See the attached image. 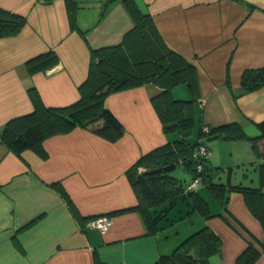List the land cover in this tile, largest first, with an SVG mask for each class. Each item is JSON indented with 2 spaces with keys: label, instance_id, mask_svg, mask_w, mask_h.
<instances>
[{
  "label": "crops",
  "instance_id": "obj_1",
  "mask_svg": "<svg viewBox=\"0 0 264 264\" xmlns=\"http://www.w3.org/2000/svg\"><path fill=\"white\" fill-rule=\"evenodd\" d=\"M133 2L151 16L166 45L195 67L201 123L237 122L248 137H258L264 86L244 93L241 76L264 68V0ZM0 8L26 19L19 34L0 39V132L33 111L30 88L46 107L77 102L89 48L117 45L133 26L122 0H0ZM46 53H54L57 63L29 73L26 63ZM160 92L149 84L107 97L106 107L125 129L115 143L76 128L44 140V158L33 149L17 155L0 144V264H153L203 225L222 240L221 254L210 264H235L246 244L220 218L204 220L194 212L148 234L139 213H114L137 205L127 169L171 141L152 104ZM259 144L264 149V139ZM244 152L251 159L252 151ZM208 204L212 214L222 209L215 201ZM227 208L256 239H264L242 194L232 193ZM94 216L112 219L106 233L85 226ZM254 264H264V255Z\"/></svg>",
  "mask_w": 264,
  "mask_h": 264
},
{
  "label": "trees",
  "instance_id": "obj_2",
  "mask_svg": "<svg viewBox=\"0 0 264 264\" xmlns=\"http://www.w3.org/2000/svg\"><path fill=\"white\" fill-rule=\"evenodd\" d=\"M49 2L50 0H44ZM133 19V26L123 35L119 44L98 49L89 48L90 62L86 80L79 86V99L74 104L62 107H46L34 88L28 90L33 111L6 123L0 132V144L20 155L33 149L45 157L42 143L47 138L70 133L76 128L83 129L107 142L115 143L125 133L122 124L108 110L105 101L108 96L143 85H154L161 90L152 99L154 109L162 123L166 135H177L179 140L155 148L142 155L125 175L137 199L133 208L116 211L123 213L135 211L140 214L148 234L162 230L166 223L173 224L196 212L204 220L220 218L246 244L245 250L236 259L235 264H254L264 255V239H256L227 208L232 193H240L245 204L264 230V153H259L258 145L264 139V121L257 124L260 135L248 137L237 123L220 126H206L200 123L197 140L188 139L194 126L196 97L174 100L172 89L185 85L191 92L197 87V72L193 65L170 49L149 14L143 13L133 0H122ZM74 16L70 14V23L74 27ZM26 24L23 16L0 8V39L13 37L20 33ZM57 63L54 53H46L26 63L28 72L33 74L45 71ZM264 86V68L246 70L241 76V88L249 93ZM204 128L207 131L204 132ZM214 140L248 142L255 149L262 162L257 168L259 185L256 188L241 184H217L205 180V168L210 157L201 160L195 155L199 145L210 152L208 142ZM169 164L181 165L191 176L198 180L203 191L221 206V211L212 214L207 199L196 188L188 190L190 182L172 177L169 173L149 174V171ZM200 164V171L196 166ZM198 184V185H199ZM202 191V192H203ZM71 210L74 205L60 189ZM203 193V194H204ZM178 202L186 205L185 210L177 211L172 217L169 213ZM98 216L89 217L86 221ZM164 221V222H163ZM163 222V223H162ZM28 223L24 228L28 227ZM221 238L208 226L203 225L179 242L169 253L160 254L153 264H210V258L220 256Z\"/></svg>",
  "mask_w": 264,
  "mask_h": 264
},
{
  "label": "rangeland",
  "instance_id": "obj_3",
  "mask_svg": "<svg viewBox=\"0 0 264 264\" xmlns=\"http://www.w3.org/2000/svg\"><path fill=\"white\" fill-rule=\"evenodd\" d=\"M184 92V95L181 93ZM195 89L193 92L185 85L177 86L172 89L171 97L174 100L187 101L192 98V94H195ZM192 93V94H191ZM196 111L194 114V126L192 128V133L188 139L189 142L197 140V134L200 126V106H196ZM172 140H179V136L170 135ZM210 149L214 152L215 160L218 159V164L214 163V159L207 161V168H205V180L206 182L211 181L217 184H227L228 182L232 185L241 184L245 187L256 188L259 185L257 168L262 162L261 157H257L255 154V149L252 148V144L248 142H236V141H222L214 140L208 142ZM262 145H258L259 153H264V149L261 148ZM252 151L250 155L251 159L247 160L246 153L244 151ZM241 155L242 157H239ZM254 155V156H253ZM240 158V159H239ZM244 162V163H242ZM169 174L181 181L190 182L191 176H189L181 165H178L175 170L169 172ZM197 190H200L202 196H204L207 201H214L206 195L203 191V186L201 184L196 186ZM203 191V192H202ZM204 193V194H203ZM186 205L183 202H178L175 209L169 213V217L177 214L179 210H185ZM164 222V221H163ZM162 222V223H163Z\"/></svg>",
  "mask_w": 264,
  "mask_h": 264
},
{
  "label": "built area",
  "instance_id": "obj_4",
  "mask_svg": "<svg viewBox=\"0 0 264 264\" xmlns=\"http://www.w3.org/2000/svg\"><path fill=\"white\" fill-rule=\"evenodd\" d=\"M203 130H204V132H206L207 128H204ZM195 155L199 156V158L201 160H204V159H207L210 157V152L206 146L199 145L196 149ZM200 169H201V165L198 164L196 166V170L200 171ZM198 184H199L198 180H194V181L190 182V184L188 186V190L195 189ZM111 224H112L111 218H109L107 216H98V217H95L93 219L86 221L85 226L96 229L97 231H99L100 234H104V233H106V231L108 230V228L110 227Z\"/></svg>",
  "mask_w": 264,
  "mask_h": 264
},
{
  "label": "water",
  "instance_id": "obj_5",
  "mask_svg": "<svg viewBox=\"0 0 264 264\" xmlns=\"http://www.w3.org/2000/svg\"><path fill=\"white\" fill-rule=\"evenodd\" d=\"M176 169V165L175 164H169L167 166H164L162 168H158V169H155V170H152V171H149L148 173L149 174H160V173H169L171 172L172 170H175Z\"/></svg>",
  "mask_w": 264,
  "mask_h": 264
}]
</instances>
